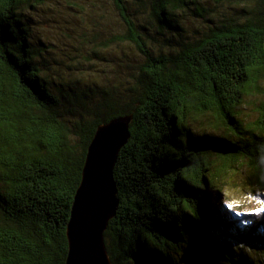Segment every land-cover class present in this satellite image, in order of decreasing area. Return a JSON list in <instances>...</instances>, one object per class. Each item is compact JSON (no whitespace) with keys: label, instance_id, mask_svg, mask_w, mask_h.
<instances>
[{"label":"trees","instance_id":"1","mask_svg":"<svg viewBox=\"0 0 264 264\" xmlns=\"http://www.w3.org/2000/svg\"><path fill=\"white\" fill-rule=\"evenodd\" d=\"M204 1L111 0L125 30L108 44L131 43L144 62L113 59L112 78L83 83L49 74L24 12L44 0H0V264H66L88 146L124 115L113 264H264L240 248L264 249V211L222 204L239 161L264 189V0L230 13ZM187 11L203 32L187 31Z\"/></svg>","mask_w":264,"mask_h":264},{"label":"rangeland","instance_id":"2","mask_svg":"<svg viewBox=\"0 0 264 264\" xmlns=\"http://www.w3.org/2000/svg\"><path fill=\"white\" fill-rule=\"evenodd\" d=\"M236 3L237 0L204 1L212 12L219 13L233 12ZM210 10L208 12L212 13ZM24 12L34 38L45 42L46 58L52 63V70L48 72L52 77L59 72L67 78L78 77L83 83L95 77L102 83L106 78H112L110 61L113 59L127 58L133 64L144 62L133 44H108L125 30L111 0H44L34 7H26ZM185 17L189 20L186 29L190 34H196L197 30L203 32L204 19L193 11H187ZM148 43L153 47L160 46L155 40ZM245 112L252 114V104L246 105ZM236 166L225 185L230 203L222 204L235 213L264 209V189L257 183L255 169L246 161H239ZM240 248L255 260L264 261V249L251 245Z\"/></svg>","mask_w":264,"mask_h":264},{"label":"water","instance_id":"3","mask_svg":"<svg viewBox=\"0 0 264 264\" xmlns=\"http://www.w3.org/2000/svg\"><path fill=\"white\" fill-rule=\"evenodd\" d=\"M131 120L132 115L117 116L97 126L67 224L66 264H113L105 232L120 203L114 172L130 138Z\"/></svg>","mask_w":264,"mask_h":264},{"label":"snow or ice","instance_id":"4","mask_svg":"<svg viewBox=\"0 0 264 264\" xmlns=\"http://www.w3.org/2000/svg\"><path fill=\"white\" fill-rule=\"evenodd\" d=\"M231 206V205H230ZM259 211H264V209H260Z\"/></svg>","mask_w":264,"mask_h":264}]
</instances>
